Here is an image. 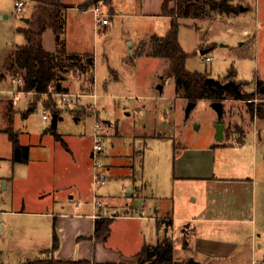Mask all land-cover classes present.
<instances>
[{
	"label": "rangeland",
	"instance_id": "374dc122",
	"mask_svg": "<svg viewBox=\"0 0 264 264\" xmlns=\"http://www.w3.org/2000/svg\"><path fill=\"white\" fill-rule=\"evenodd\" d=\"M66 1L79 4L83 0ZM149 1L151 8L116 6V12L123 14L113 16L107 27L95 28L90 12L65 11V30L61 38L69 53L83 55L85 59L93 57L94 82L87 73L70 69L64 72L61 83L73 92L98 93L97 118L85 113L92 111L91 97L83 98L76 109V105L67 106L54 94H41L36 99V96L21 93L18 107L28 116L22 118L16 114L13 125L21 129V141L32 145L31 152L28 162H13L1 154L0 177L3 174L10 182L4 188L0 178V209L44 206L46 199L43 198L51 196L42 192L39 181L46 189L49 186L45 177H36L38 173L34 170L39 165L46 167L52 163L63 164L67 169L66 177L76 180L83 188L85 198L74 194L73 201L91 202L90 153L94 123L98 120L104 124L100 131L103 150L99 158L105 166L111 164L115 169L109 176L107 173L106 182L98 187L97 194L112 206L130 205L137 214L144 209L146 217L154 214L166 219L170 215L175 217L172 223L166 221L170 225L168 233L162 228L159 230L156 218L130 219V257L143 243H155L158 235L167 233L173 240L175 261L185 264L186 257L194 252L185 247L182 228L186 221L180 217L193 213L203 201L206 183L197 177L212 173L240 177L249 173L255 189L249 187L244 192L239 191V185L228 184L224 188L231 186L236 190L234 196L238 203L249 196L253 212L247 216L254 218L252 224H256L258 230L254 234L249 230L239 238L247 243L245 247L242 242L239 244L238 238L236 240L237 245L243 247L238 252L240 261L251 264V259H260L264 254V228L261 226H264V92L261 91H264V0H227L236 8L231 14L214 11L197 18H179L178 41L188 54L186 68L222 82L227 80L224 76L230 69L235 70L236 76L228 80L243 82L242 91L250 94L248 99H221L224 104L222 138H218V117L212 100L199 99L186 115L188 98L183 96L182 90L173 92V77L162 74L167 59L149 54L147 42L151 35L164 36L170 27L169 17L152 14L157 0ZM34 5L32 0H27L23 10L16 11L14 0H0V60L9 47L25 42L20 28L27 25L26 18ZM43 38L48 51H54L57 35L53 29L47 28ZM202 48H209L206 53L212 56L211 60H204L206 53H201ZM2 71L10 74L7 68ZM259 79L262 84H257ZM160 83L164 84L163 92L158 89ZM2 85L14 86L8 76ZM48 96L50 101L56 100L62 116L56 127L51 125L53 112L49 108L48 119L42 116ZM259 110L263 115L257 114ZM55 133L62 134L68 146L55 141ZM69 156H73V163ZM129 186L134 187L132 196L126 195ZM67 193H74L73 189L65 191ZM195 197H198L196 201ZM225 226L249 227L250 224L228 222ZM243 227L242 231L246 232ZM7 237V229L0 231V245ZM15 260L16 256H11L3 261L15 264ZM235 262L239 263L238 259ZM258 264L264 263L259 261Z\"/></svg>",
	"mask_w": 264,
	"mask_h": 264
},
{
	"label": "crops",
	"instance_id": "0c3cea01",
	"mask_svg": "<svg viewBox=\"0 0 264 264\" xmlns=\"http://www.w3.org/2000/svg\"><path fill=\"white\" fill-rule=\"evenodd\" d=\"M89 1L90 0H83L81 3L75 4L63 0L64 4L66 5V11L68 9H77L81 13H91V11H89V7L91 6ZM162 2L163 0H157L154 6L155 13L152 14L163 15ZM99 3H101L102 6H105V9L112 13L107 25H109L113 16L123 14L122 12H116L118 10L116 6H127L128 8H130V5L141 6V8H151L152 6L149 0H110L108 3H105L103 0H99ZM173 6L174 2L170 1L169 7L171 8ZM29 17L26 19L29 20ZM107 25L101 27H107ZM42 44L45 49L49 50L48 47L44 46L43 34ZM15 46L16 45L14 44L9 47L0 60V162L1 154H4V159H12V143L6 132L7 127L11 126L16 129L18 131L20 143L23 145H28L27 143H23L21 141V129L16 128L13 125L16 114L20 115L22 118H26L28 116L25 110L21 109V107H18L22 97L20 96V99L14 103L12 95L5 92L12 87L6 88L2 85V82L6 79V76L11 78V75H8L5 71H2V69L6 68V58L15 48ZM207 49L209 50V48ZM80 56L83 57V55ZM88 58H92L91 64L93 65V57L89 56ZM83 60L84 57L80 62H84ZM172 89L174 92V86H172ZM60 92L73 91H71V89H67ZM160 92H163V90ZM24 94L35 96L33 92ZM30 101L29 104L31 103ZM78 105L80 106L81 104L79 103ZM29 108H32V106L29 105ZM77 108L78 106L76 109ZM85 113L90 115V111H86ZM76 118L79 117L77 116ZM106 122L110 123V121ZM57 134L60 135L62 140L68 146V142L62 136V134ZM54 140L60 142L62 145V141L60 139L54 137ZM237 142L239 143L240 141ZM28 146L30 154V148L32 145ZM69 152L71 153L72 151L69 149ZM69 157L70 162L73 163V156ZM63 167L65 166L61 163H52L51 165H46V167L39 165L34 170V173H38L36 174V177L40 179L45 177L44 181L46 180L49 186V189H46L44 184L39 181V184L43 190L42 192L50 193L51 196L50 198H43L46 199V204L44 206L32 209L11 206L0 209V231L3 232L7 229V233L9 234V237L4 238L3 244L0 245V264H6L3 261L5 257L16 256L15 264H19L24 260L34 259L41 256L44 250L51 247L54 229L59 237V246L55 250L54 256L58 259L70 260L72 262L87 261L90 263L119 262L123 264H138V252L144 244H155L164 236H168L167 233L170 225L166 221L170 220L172 223L173 219L175 218H173L170 214L167 215H170L168 219H166V217L163 218L162 216L158 217L156 214H154V216L141 217L139 216L141 213H134L132 207H129L130 205L126 204L128 207L112 206L111 204H107L103 197L102 199L104 205L99 210H96L93 207L92 200L91 202H86L87 200L73 201L75 196L74 194L85 198V196L83 197V188L78 182H76V180L70 181V179L66 177L67 169ZM105 167L108 176L112 173L113 169H115V167H113L111 164L106 165ZM241 167H243V165H241ZM1 168L2 166L0 164V169ZM248 174L249 173H245L240 177H221L216 176L215 173H212V175L209 176L197 177L198 179H204L205 182L203 183H206V186L203 189V201L201 202L199 208L192 211L193 213L180 217L183 221H186V224H184V227L182 228L184 232L185 247L194 252V255L191 257H186L185 264L190 258L198 261L200 264H232V262H234V264H243L239 259L238 253L243 250V247H239L237 245L238 241L240 242L239 244H241L243 240H239V238L244 234L249 233V230L252 232V234H254L258 228L256 224H252V220L254 218L247 216L250 211L251 213L253 212V208L251 207L252 210L250 208L249 196L244 197V202L241 201L238 203L236 201L237 196H234L237 194L235 193L236 190L231 188V186L230 188H224V186L227 184L239 185L237 186L239 191L244 192L246 189H249V187L251 189H255L253 180L248 176ZM0 178L3 180V187L6 188L10 182L9 178H6L3 176V174ZM70 188L73 189L74 193L65 194V191H68ZM133 190L134 187L129 186L127 188L126 195L132 196L134 194ZM40 196L41 195L38 197ZM197 199L198 197H195L193 200L196 201ZM143 210L144 209H142V211ZM154 210H157V208ZM98 211H102L104 215L97 216ZM106 217L112 219L109 231L101 237H96L94 235L96 219ZM147 218H156L159 230L162 228L164 232L167 233L158 235L155 243H143L141 247L134 253V255L130 257V219ZM228 222L248 223L250 226H237L228 228L225 226V223ZM255 223L257 222L255 221ZM261 226L264 228L263 225ZM242 227L247 229V231H242ZM237 238L238 241L236 240ZM170 239L173 244L172 238ZM243 244L245 247V244L247 243L244 242ZM236 259H238L239 263L235 262ZM253 261H255L254 264H258L259 261L260 263H264V254L260 256V259H251V264ZM78 264L86 263L81 262Z\"/></svg>",
	"mask_w": 264,
	"mask_h": 264
},
{
	"label": "trees",
	"instance_id": "16d2710c",
	"mask_svg": "<svg viewBox=\"0 0 264 264\" xmlns=\"http://www.w3.org/2000/svg\"><path fill=\"white\" fill-rule=\"evenodd\" d=\"M35 2L28 23L21 27L25 42L16 45L6 58L5 67L10 71L11 76L21 77L24 81V89L34 92L36 99L39 95L50 91L60 92L67 90L63 86L61 79L64 72L75 69L80 73H87L90 81L94 82L93 65L87 57L82 60V56L76 53H69L66 50V43L61 38L65 30V11L66 5L63 0H32ZM99 1V0H95ZM108 3L110 0H103ZM170 1L174 2L173 7H169ZM236 8L227 0H163L162 14L169 16L170 27L164 36L152 34L149 41L150 52L153 56L164 57L167 59V67L163 69L162 74L166 77H173L175 83V92L183 91V96L188 101H198L201 98L221 100L223 98L248 99L250 94L242 91L243 82L228 80L236 76V71L230 69L224 76L227 78L221 85L212 82H206L202 72L189 70L186 68V59L188 54L182 49L178 41L179 18L182 17H201L208 12H222L231 14ZM47 28H52L57 35V47L54 51H48L43 47L42 34ZM204 49V48H202ZM244 80V79H239ZM246 81V80H245ZM248 81V80H247ZM257 84H262V80H257ZM164 85V84H163ZM263 89H261L262 91ZM264 92V91H262ZM45 101L44 106L53 113H58L56 100ZM258 115L262 111L257 112ZM6 132L12 143V161L28 162L29 146L23 145L19 141L18 131L13 127H7ZM55 137L60 139L59 134ZM112 219L97 218L95 222L94 235L103 236L109 231ZM170 222V220H168ZM59 246V237L57 232L53 231L51 247L44 250L41 256L28 259L19 264H123L119 262L90 263L87 261L72 262L70 260L58 259L54 256L55 250ZM138 264H178L173 256V244L168 236H164L155 244H144L138 252Z\"/></svg>",
	"mask_w": 264,
	"mask_h": 264
},
{
	"label": "built area",
	"instance_id": "2783aa9c",
	"mask_svg": "<svg viewBox=\"0 0 264 264\" xmlns=\"http://www.w3.org/2000/svg\"><path fill=\"white\" fill-rule=\"evenodd\" d=\"M27 0H14V5L16 11H22L24 5ZM89 11H91L94 26L98 28L100 26L107 25L109 22V18L112 15L108 10L104 9L99 1H94L89 7ZM212 59V56L208 53L204 56V60L209 61ZM11 80L13 83V87L11 89L6 90L5 92L10 93L12 95L13 102L16 103L20 99L21 93H31L32 91H27L24 89V81L21 77L11 76ZM34 93V92H33ZM45 94H54L61 98V102L67 106L76 105L81 103L83 97H91L93 100L90 102L89 106L92 108L90 114H94L97 118V104L96 100L98 97V93H83L80 91L76 92H54L50 91ZM42 116L46 120L48 119L47 108L44 106L42 109ZM104 124L100 121H95L94 123V131H93V147L90 153L92 159V205L96 210H99L104 205L103 199L100 195L97 194V189L99 186L103 185L107 179V171L103 162L100 160L99 155L103 150L102 147V137L100 131L103 129ZM104 213L102 211H98L97 216H103ZM141 217H146L143 213L139 215Z\"/></svg>",
	"mask_w": 264,
	"mask_h": 264
},
{
	"label": "water",
	"instance_id": "95a60500",
	"mask_svg": "<svg viewBox=\"0 0 264 264\" xmlns=\"http://www.w3.org/2000/svg\"><path fill=\"white\" fill-rule=\"evenodd\" d=\"M241 8H243V6H241ZM26 21H28V19H26ZM208 51L207 48L201 49V53H206ZM90 62H92V58L90 59ZM206 82H212L215 83L217 85H221L222 83L220 82V80L218 79H214L212 77L207 76L205 79ZM158 89L160 91L163 90V84H159L158 85ZM263 91V90H262ZM196 104V101H188L187 107H186V115L189 114V111L192 107H194ZM211 105L212 107L215 109V111L217 112V117H218V122L216 123V127H217V134H218V138H222L223 137V128H224V123L221 121L223 116H224V104L222 100H213L211 101ZM52 118H51V125L52 127H56L57 126V122L62 119V116L59 115L58 113H52ZM186 264H200L198 261L190 258L187 260Z\"/></svg>",
	"mask_w": 264,
	"mask_h": 264
}]
</instances>
